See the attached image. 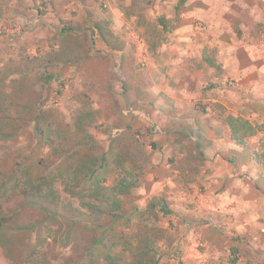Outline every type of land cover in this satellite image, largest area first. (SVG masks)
<instances>
[{"label":"rangeland","instance_id":"374dc122","mask_svg":"<svg viewBox=\"0 0 264 264\" xmlns=\"http://www.w3.org/2000/svg\"><path fill=\"white\" fill-rule=\"evenodd\" d=\"M0 93V127L22 126L14 140L0 134V264H105L87 250L109 216L18 231L43 216L2 185L23 162L33 177L65 166L57 132L73 146L86 109L98 155L136 152L126 168L140 182L114 225L119 262L135 264L133 248L149 244L152 264H264V170L226 123H264V0H0ZM24 104L54 142L37 143ZM51 185L66 220L86 214L59 177Z\"/></svg>","mask_w":264,"mask_h":264},{"label":"trees","instance_id":"16d2710c","mask_svg":"<svg viewBox=\"0 0 264 264\" xmlns=\"http://www.w3.org/2000/svg\"><path fill=\"white\" fill-rule=\"evenodd\" d=\"M204 60L211 67L216 66V62L211 57H205ZM4 96V93H0V112H5L1 102ZM26 108L27 110H21L20 114L23 115L25 113L27 115L26 113L31 111L30 108L33 107L29 104H24V109ZM41 115L42 112L38 116L27 115L28 118H31V123L33 122V137L37 143H52L54 142L52 127L50 125L44 126L45 119ZM95 120V114L90 109L81 110L76 114L74 123L76 138L73 146L69 144L71 133L66 135L63 132H57L59 139H63V146L54 147V149L60 155L64 156L66 153L65 166L57 167L54 171L50 170L49 174L45 173L40 174L38 177H33L35 173L32 170L34 168L33 165L24 164L23 162L20 163L19 172L6 176L2 185L4 187L12 185L6 191L10 190L24 195V205L36 210L43 216L42 222L19 225L18 231L37 230L41 224H46L47 222L58 223L59 220H65L63 223L67 224L80 225L86 216L91 214L99 215L100 218L109 216L111 222L106 226L99 225L102 234L96 239L95 244L88 248L87 255L91 259L100 255L105 264H122L112 254V249L120 243L119 237L115 234L114 225L118 224L123 217V196L130 194L132 190L138 187L140 182L139 177L134 172L135 170L126 168L128 165L133 166V158H135L136 152L130 146L125 147L118 144L115 148L112 145L110 149L114 159L109 160L107 153L98 155L96 153L97 141L89 131V127L94 124ZM226 123L230 129V138L239 146L244 147L253 158V161L264 170V123L253 124L249 120L234 116H229L226 119ZM0 124H3V121ZM21 128L22 126L15 124L10 132H4L3 128L0 127V134L4 140H14L18 138V132ZM258 135H262L259 142V150H251L247 142L250 138ZM38 165L43 166L42 163H38ZM113 166H115V171L118 172L117 181L113 186L105 187L103 183L104 177L112 170ZM47 169L49 170V168ZM57 177L63 181L64 192L80 199L81 206L86 208V214L79 211L75 214L76 219L66 220V210H61L59 196L51 185V183H55ZM163 206L162 204L160 209L167 213V208H163ZM14 215L9 214L1 219L4 223H7L12 220ZM148 247L149 244L145 250L140 248L139 245L133 248L132 253L136 257L135 264H152L149 260H151L150 255L154 251Z\"/></svg>","mask_w":264,"mask_h":264}]
</instances>
